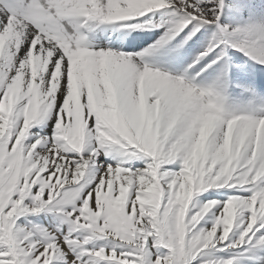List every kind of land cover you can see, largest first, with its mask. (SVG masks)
<instances>
[{
	"label": "snow or ice",
	"instance_id": "6c2138e0",
	"mask_svg": "<svg viewBox=\"0 0 264 264\" xmlns=\"http://www.w3.org/2000/svg\"><path fill=\"white\" fill-rule=\"evenodd\" d=\"M0 264H264V0H0Z\"/></svg>",
	"mask_w": 264,
	"mask_h": 264
}]
</instances>
